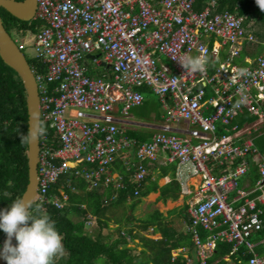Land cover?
I'll return each mask as SVG.
<instances>
[{"label":"built area","instance_id":"built-area-1","mask_svg":"<svg viewBox=\"0 0 264 264\" xmlns=\"http://www.w3.org/2000/svg\"><path fill=\"white\" fill-rule=\"evenodd\" d=\"M35 19L42 23L33 34L35 57L45 67H32L41 121L59 144L47 133L40 137L38 196L73 172L89 189L113 186L117 197L126 186L123 173L113 171L119 158L138 195L151 174L148 164L166 153L178 165L182 193L190 195L193 242V251L173 249L172 260L192 263L195 256L209 264L218 245L229 243L227 261L245 248L246 264H264L256 251L264 237L254 239L264 230V152L257 144L264 136V54L243 57L247 44L259 42L244 18L218 11L217 0L202 9L195 0H37ZM202 52L206 72L181 66L180 59ZM100 64L105 71L97 70ZM142 87L159 96L165 114L153 136L139 142L123 125L143 104ZM248 158L259 178L244 190ZM195 176L201 181L192 189ZM61 195L64 201L53 200L58 208L69 200L66 191ZM87 225H94L91 215Z\"/></svg>","mask_w":264,"mask_h":264},{"label":"trees","instance_id":"trees-1","mask_svg":"<svg viewBox=\"0 0 264 264\" xmlns=\"http://www.w3.org/2000/svg\"><path fill=\"white\" fill-rule=\"evenodd\" d=\"M21 1V0H19ZM208 0H195L198 9H202ZM218 11H230L237 16L244 18V27L247 32H251L258 39V50L264 48V11L256 4V0H217ZM2 18L7 30L16 39L27 36V34L37 33L42 23L33 19L31 21L21 20L5 9H2ZM30 65L44 71L43 63L36 57H28ZM95 74V71H91ZM145 96L142 109L151 106L152 99L146 93L147 88H140ZM152 93V92H151ZM148 97V98H147ZM159 112V111H158ZM159 115V113H158ZM253 120V118H251ZM46 133L50 140L54 141L55 148L59 147L56 142L57 134L55 130L46 126ZM29 132V114L27 106V92L21 76L0 56V209L7 207L17 199H21L29 183L28 166V143L21 141L22 135ZM127 136L143 142L140 133L127 131ZM261 151L264 152V137L257 140ZM118 163V160L115 164ZM175 165L162 166L161 176L172 170V177L175 176ZM121 172L125 176V188L117 190L113 186H104L89 189V184L81 176H76L73 172L61 177L53 184L45 198L38 196L32 204V211L36 215L47 214L55 222L63 238L64 252L62 256H57L53 264H193L182 257L172 260V249L179 247L182 240H174L169 232L172 226L165 220L163 214L156 210L146 219H137L134 212L136 207L152 190L158 188L157 182L152 186H147L146 182L151 181L152 175L148 176L141 183L140 193L135 195L138 184L130 180V174L126 168ZM61 191H66L69 200L65 202L63 208H58L53 200L64 201ZM162 196L178 197L180 185L174 179L161 188ZM44 199V200H42ZM131 199V202H130ZM124 208L119 216H112L116 209ZM95 217L97 223V233L92 235L87 222L89 215ZM93 219V217H92ZM115 221L117 227L112 228L111 222ZM190 220V218H189ZM140 221V222H139ZM135 223H139L136 224ZM157 225L164 237L160 240H153L139 232H135V226L140 231L147 230L151 225ZM6 234L0 231V247L5 240ZM264 237V230L254 239ZM192 236L184 239L193 247ZM136 239H140L137 244L143 249L130 246ZM136 243V242H135ZM232 249V244L220 243L214 255L209 259V264H226L225 257ZM245 248H242V251ZM240 253V252H239ZM241 264H246L248 257H242ZM195 261H197L194 256ZM238 263V261L236 260ZM197 264H200L197 262Z\"/></svg>","mask_w":264,"mask_h":264},{"label":"crops","instance_id":"crops-1","mask_svg":"<svg viewBox=\"0 0 264 264\" xmlns=\"http://www.w3.org/2000/svg\"><path fill=\"white\" fill-rule=\"evenodd\" d=\"M212 41H211V45L213 43ZM258 44L259 43H256L255 45L254 44L253 45L247 44L244 48L243 57L245 55L255 57V56H258L260 54H264V48L262 51L257 50ZM218 60H220V59H218ZM94 66L96 67V65H94ZM101 68H104V69H102L104 71L106 70V66L104 64H100L97 67V70H100ZM94 71H96V70H94ZM142 88H147V89H149V91L153 92V90H151L148 87H142ZM150 95L151 94H149V96ZM152 95H155L153 97H157V104L154 101L153 97L151 96L150 97L152 99V102L150 104L151 106H148V110L142 109V105L145 102V96H144L143 104L141 106L133 108V109L139 108V110L135 111V114L130 113V119L128 120L130 122V124H128V123L125 124V125H128L125 128L127 131H134V132L140 133V135L143 138H145L144 141L149 140L153 136V134L157 131L158 127L161 126V124L163 123V120H164L165 111L162 107L160 98L154 92ZM158 113H159V115H158ZM263 137L264 136H262L261 138H263ZM132 155H134V153H132ZM132 155L131 156L129 155L130 159L132 157L133 161L137 162L138 160L136 159V157H134ZM166 157H167V154L162 153V154H160L159 160H157L156 162H152V163L150 162V164H148L150 167V170H151L152 178H151V181H147L146 184H147V186H152L155 184V182H157L158 188L156 190L155 189L152 190L146 196L142 197V201L136 207L134 214L137 217V219L141 220V219L148 218L153 212H155L156 210H159L163 214V217L165 218V220L172 226V229L169 232L171 237L174 238V240L179 239V240L183 241V243L180 244L179 247H177V248L187 247L188 249H191L193 251L192 245H190V243L184 239L186 236L189 235L188 227L190 224V220H189V214H188L187 208H188V201H189L190 195L182 193V188H181L180 183L178 182L177 174H176L177 170H178L177 163L167 160ZM248 163H249V171L247 172V175L243 176L240 180V188H242L244 190H251L255 186L256 181L259 178L258 167H257V163L255 162V160L248 158ZM170 165L176 166L174 177H175V180L180 185V192H179L178 197H176V198L169 197V198L165 199L162 196L161 188L166 186L167 184H169L174 179V177H172V173H173L172 170L168 171V173L165 174L164 176H161L160 173H161V167L162 166H170ZM122 168H126L125 163H124V159L119 158L118 163H116L113 167V171L121 172ZM126 170H127V168H126ZM127 172L129 173V170H127ZM214 172L220 173L221 168H219V167L216 168L214 170ZM199 181H201V176H195L191 179V182L193 184L192 189L196 185V182H199ZM234 194H235V192H234ZM130 202H131V199H130ZM120 210H122V212H124V208H120ZM94 221H96V220H95V217L93 216V222ZM113 222H114L113 224L111 222V226L112 225L117 226V224L115 223L114 220H113ZM136 224H139V223H135V225ZM135 228H136L135 232H139L140 235H144V236H146L150 239H153V240H160L164 237L163 232L157 228L156 224L151 225L147 230H144V231H140L139 228H137L136 226H135ZM135 241L138 244L140 242V239H138V241L136 239ZM177 248H174V249H177ZM172 251H173V249H172ZM256 251L259 254H264V243L259 244L256 248ZM240 256H242L244 258L247 257L245 254V250L242 251V249H241L239 255L238 256L234 255V256L230 257L229 261H227L225 259L226 264H238L236 262V260L238 261L237 258H239L240 260H242V262H244V260L241 259Z\"/></svg>","mask_w":264,"mask_h":264},{"label":"clouds","instance_id":"clouds-1","mask_svg":"<svg viewBox=\"0 0 264 264\" xmlns=\"http://www.w3.org/2000/svg\"><path fill=\"white\" fill-rule=\"evenodd\" d=\"M256 4L264 11V0H256ZM179 62L187 71L204 73L209 58L202 52L197 56H185ZM46 131L44 122L36 118L28 134L22 135L21 141L32 144ZM31 208L32 204L27 199H17L0 209V231L6 234L0 247V258L7 264H53L55 257L63 255V238L55 222L47 214H34ZM13 237L15 244L12 243Z\"/></svg>","mask_w":264,"mask_h":264},{"label":"water","instance_id":"water-1","mask_svg":"<svg viewBox=\"0 0 264 264\" xmlns=\"http://www.w3.org/2000/svg\"><path fill=\"white\" fill-rule=\"evenodd\" d=\"M2 9L7 10L21 20L31 21L35 18L37 0H0V56L7 65L13 68L21 76L24 82L27 92L30 130L32 121L36 118L41 121L38 83L26 53L19 48L15 38H13L12 34L4 25ZM28 146L29 183L21 199H27L33 204L39 193L40 178L38 166L40 158V138L37 142L32 144L28 143ZM12 243H16L14 237ZM0 264H7V262L0 258Z\"/></svg>","mask_w":264,"mask_h":264},{"label":"rangeland","instance_id":"rangeland-1","mask_svg":"<svg viewBox=\"0 0 264 264\" xmlns=\"http://www.w3.org/2000/svg\"><path fill=\"white\" fill-rule=\"evenodd\" d=\"M13 38H17V36H15V35H13ZM16 40H19L20 41V43H22V44H25V46H26V49H25V52H26V55L28 56V57H30V58H32V57H35L36 56V50H35V46H34V39H33V35H31L30 33L29 34H27V36H25V37H22V38H19V39H16ZM257 50H258V47H257ZM259 51V50H258ZM102 69H104V68H101L100 70H99V72H102ZM152 91H148L146 94L147 95H149V94H151L150 95V97L152 96H155V95H152L153 94V92L151 93ZM153 99H154V101L156 102V104H157V97H153ZM139 110V108H136V109H132V111L130 112L131 114H135V111H138ZM125 128L128 126V125H123ZM146 211V210H145ZM122 213V210H120V209H116L115 210V214L113 213L112 214V216L114 215V216H118V215H120ZM114 222L112 221V224H113ZM110 227H112V228H115V227H117L116 225H112V226H110ZM97 223H96V221H94V226L92 227V229H91V231H90V233L92 234V235H94V234H96L97 233ZM137 241H138V239H137ZM136 242V241H135ZM135 242H133V243H131L130 244V246H132V247H137V249L138 250H141V249H143L142 247H141V245L140 246H138L137 245V242L135 243ZM103 262H105V259H101L100 260V264H103ZM193 264H197V261L194 263L193 262Z\"/></svg>","mask_w":264,"mask_h":264}]
</instances>
